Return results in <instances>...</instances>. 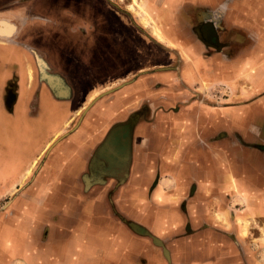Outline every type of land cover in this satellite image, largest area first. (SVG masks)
<instances>
[{
    "label": "crops",
    "instance_id": "0c3cea01",
    "mask_svg": "<svg viewBox=\"0 0 264 264\" xmlns=\"http://www.w3.org/2000/svg\"><path fill=\"white\" fill-rule=\"evenodd\" d=\"M143 4L147 16L113 17L128 32L102 49L120 56L113 82L135 75L107 95L89 89L65 135L52 113L25 131L27 116L42 121L43 104L58 101L22 78L10 107L12 72L0 70V198L24 184L0 211V264H264L262 237L244 235L264 230V0ZM98 20L102 40L110 19ZM10 39L0 47L25 70L29 47ZM119 123L125 172L94 169Z\"/></svg>",
    "mask_w": 264,
    "mask_h": 264
},
{
    "label": "rangeland",
    "instance_id": "374dc122",
    "mask_svg": "<svg viewBox=\"0 0 264 264\" xmlns=\"http://www.w3.org/2000/svg\"><path fill=\"white\" fill-rule=\"evenodd\" d=\"M38 1L39 7L35 8L36 0H0V19L12 22L11 25L13 26L11 33L6 36H10L11 41H18L22 45L29 47V53L25 56V65L29 64L31 67V76H29L28 67L25 66L26 72L24 73V69H19V66H17L15 55L10 53L7 48L0 47V70L4 68V70H10L12 72L11 82L8 87L12 86L14 91L18 90V86L21 87L22 85V78L34 83L36 69L38 67L37 63L41 64L45 62L50 69L57 70V74L62 76L60 77L61 79L66 82L70 81L73 84L74 92L78 96H81L82 92H88L93 87L97 89L95 92L97 96L107 95L115 90L116 82H113L115 81L113 76L115 72L110 69L112 65L114 66L115 62H119L120 56L118 54L105 56L102 53V49L104 47L111 49L115 47L113 43L112 45L109 44L111 42L110 39L114 37L115 31L117 32V37L118 34H121L120 32L122 30L123 33L128 32V29L124 26L125 24L115 22L113 19L115 15L121 14L128 19H132L133 16L138 17L141 14L147 16L148 12L144 7V0ZM28 2L32 4L29 5ZM103 16L110 20L105 26L107 30V32L105 31V38H107L101 40L104 35L102 30L104 31L105 21L98 20V17ZM40 17H42V22L36 25L35 21L38 18L40 19ZM141 19L144 21V27L147 29V19L142 16ZM26 20L29 22H27V25H24L22 22ZM36 27L38 28V34H36ZM20 30L22 33L20 38H15L19 35ZM110 32H113V34H110ZM37 43L40 45L38 48H35V44ZM139 46L140 48L144 47V49L149 50L146 43H139ZM148 46L153 47L150 41ZM83 66H85V70ZM133 75H135V72L116 84L121 86L122 83L124 84L126 82L125 80L132 79ZM100 84L104 86L101 87ZM9 90L11 89L9 88ZM4 94L6 95V93ZM32 95H34V92ZM13 101V99L8 101L10 107H13ZM21 105V101L18 100L14 106L15 113L22 110ZM48 114V112L46 113L42 109V121L27 116L25 131H35L34 129L39 127L45 129L44 120L48 118ZM1 115L0 113V117H2ZM14 122L16 123V120ZM14 122H5L7 131H10L14 127ZM4 170L6 171L7 169L2 168L1 172ZM33 174L34 168L31 169L28 175ZM23 186L24 184L17 185L13 189L11 196L0 198V211L9 207L16 193ZM244 235H249L251 240H256L257 236L262 237L261 239L264 240V230L261 232H246ZM257 254L263 256L261 258L263 260L264 248L259 249Z\"/></svg>",
    "mask_w": 264,
    "mask_h": 264
},
{
    "label": "flooded vegetation",
    "instance_id": "af4514ba",
    "mask_svg": "<svg viewBox=\"0 0 264 264\" xmlns=\"http://www.w3.org/2000/svg\"><path fill=\"white\" fill-rule=\"evenodd\" d=\"M28 67V71H29V76H31V67L29 64L25 65ZM37 69H36V74H35V82L37 83V91L34 92L37 93L38 95H40L43 90L45 88L48 89V93H51L53 96H55V98L57 99V103L53 104V105H45L43 104V110L47 113H49L48 115H50L52 113L54 119H57L59 121V128L60 131H63L62 135H65L71 131H73V129L76 127L77 122L79 117L82 115V113L84 112V110L86 108H88V104H83L81 103V101L84 99V95H86V92L81 94V96L76 95V93L74 92V86L73 84H71L70 81L66 82L65 80L61 79L60 74H57L58 72H56L57 70H53L50 69L47 64L41 63L38 64L37 63ZM61 66V65H60ZM71 66V65H70ZM72 67V66H71ZM73 70V68H72ZM70 70V71H72ZM77 70V69H76ZM75 71V70H74ZM26 72V70H24V73ZM15 86V85H13ZM35 86V85H34ZM9 88L11 90H9ZM12 86L8 87L7 90L5 91L6 95H5V103L8 104V101L13 99V103L17 100V98L19 97L18 95V91H12ZM70 96V97H69ZM31 101V105L34 103V97L32 98ZM30 103V102H29ZM10 106V105H9ZM76 113L75 118H73L72 116L70 117V120H67V117L70 116L73 113ZM50 119L51 117L48 116ZM124 123L123 124H117L114 125L112 127V131H108L106 137L104 138V140L102 141V143H100L97 148L96 151L94 153L93 159H92V163L94 165V169L95 168H99L101 171H107V172H112V171H116L119 172L122 170V167L120 166L121 164H123L124 162L128 161V153H127V139L129 137V131H124L127 130L122 129V131H120L121 129H119V131H115L114 134L111 135L112 132H114L115 128H119V127H123L124 128ZM128 128V127H127ZM109 138V141L107 142V145L105 147V149L101 152H99L98 150L102 147V145H104V142ZM123 140V141H122ZM122 143V146L119 145V143ZM122 150V151H121ZM118 154V155H117ZM114 155H117L114 157ZM100 157H104L105 158V162H99V158ZM112 166L113 170H110L109 167ZM117 168V169H116ZM123 173L125 172L124 170H122Z\"/></svg>",
    "mask_w": 264,
    "mask_h": 264
},
{
    "label": "bare ground",
    "instance_id": "6f19581e",
    "mask_svg": "<svg viewBox=\"0 0 264 264\" xmlns=\"http://www.w3.org/2000/svg\"><path fill=\"white\" fill-rule=\"evenodd\" d=\"M82 12V11H81ZM61 14V13H60ZM82 14H83V12H82ZM13 29V26L11 25V24H9V22H7V21H5V20H3V21H1L0 22V32L3 34H6V35H8L9 33H11V30ZM65 30V29H64ZM91 39V38H90ZM52 45V44H51ZM71 49V48H70ZM17 121V120H16ZM115 133V131L114 132H112L111 133V135L112 134H114ZM22 134V133H21ZM109 141V138L104 142V145H102V147L98 150L99 152H101V151H103L104 149H105V147H106V145H107V142ZM10 165V164H9ZM109 169L110 170H113V167L112 166H110L109 167ZM124 171H125V169H123Z\"/></svg>",
    "mask_w": 264,
    "mask_h": 264
},
{
    "label": "water",
    "instance_id": "95a60500",
    "mask_svg": "<svg viewBox=\"0 0 264 264\" xmlns=\"http://www.w3.org/2000/svg\"><path fill=\"white\" fill-rule=\"evenodd\" d=\"M1 21H3L2 19H0V22ZM4 36H6V34H2L1 32H0V37H4ZM123 141V140H122ZM134 227L137 229V230H140V227L138 226V225H134Z\"/></svg>",
    "mask_w": 264,
    "mask_h": 264
}]
</instances>
